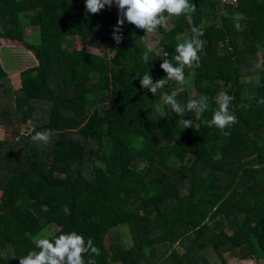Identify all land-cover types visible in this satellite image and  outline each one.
<instances>
[{
	"label": "trees",
	"instance_id": "trees-1",
	"mask_svg": "<svg viewBox=\"0 0 264 264\" xmlns=\"http://www.w3.org/2000/svg\"><path fill=\"white\" fill-rule=\"evenodd\" d=\"M190 3L195 13L166 20L169 28H158L160 39L147 48L139 28L117 43L118 15L108 6L92 14L85 0H71L69 8L60 0H0V38L21 42L38 60L20 71L19 88L0 62V126L16 135L0 139V264L38 252L34 237L52 224L58 229L49 239L72 231L91 238L100 255L84 259L96 264H208V255L226 253L264 261V104H257L264 69L254 67L257 53L264 62V0ZM43 10L50 19L40 53L32 47L40 38L33 18ZM193 27L206 41L200 61L223 58V72L195 76L194 97L175 81L156 94L142 87L146 72L153 83L166 78L161 63L175 65V47ZM75 37L82 48L75 49ZM106 43L102 53L87 49ZM190 73L185 67V78ZM222 83L237 118L227 136L205 123L214 105L200 120L185 111L182 119L193 127L182 129L181 117L160 100L177 92L183 107ZM28 121L34 129L19 132ZM44 130L52 132L50 143H33ZM118 226H127L129 248L118 239L106 243Z\"/></svg>",
	"mask_w": 264,
	"mask_h": 264
},
{
	"label": "clouds",
	"instance_id": "clouds-1",
	"mask_svg": "<svg viewBox=\"0 0 264 264\" xmlns=\"http://www.w3.org/2000/svg\"><path fill=\"white\" fill-rule=\"evenodd\" d=\"M113 3L118 9L117 24L114 26V37L117 43L121 37L115 35L118 26H122L125 21L143 30L144 33L153 35L162 27L166 20L181 15L192 14L196 11V6L190 0H85L86 11L92 14L99 13L105 6L111 7ZM235 28L241 30L239 20L234 24ZM191 37L175 47L176 55L173 56L175 65L168 60H164L160 67L167 74L166 78H161L155 83L151 77L144 73L140 84L142 87H149L153 94L158 90L164 89L170 81H175L177 85L183 86L188 83L185 78L184 69H195L200 66V56L198 53L203 49L206 41L200 37L204 35L203 30L193 27ZM150 51V50H149ZM149 51L143 53L142 59L147 64ZM168 55V53H164ZM257 69H264V62H257L254 65ZM195 74L194 72L192 73ZM177 92L165 94L163 104L170 107L178 117L183 128L193 127L192 120H185L182 117L185 111L191 112L195 120H200L202 114L208 109V98L200 96L198 99H190L182 107L176 99ZM233 97L228 93H221L216 98L217 109L214 111L210 120L205 121L208 126L219 129L223 135H229L224 131L226 128L236 123V116L229 111ZM257 104H264V99L257 101ZM52 138L51 130L37 131L31 136L33 143L47 145ZM38 252L30 251L26 256L19 258V264H96V261L89 258L84 259L85 254L99 256L100 249L94 245L89 238L85 242L84 237L75 231L61 234L54 239L40 238L36 242Z\"/></svg>",
	"mask_w": 264,
	"mask_h": 264
},
{
	"label": "rangeland",
	"instance_id": "rangeland-1",
	"mask_svg": "<svg viewBox=\"0 0 264 264\" xmlns=\"http://www.w3.org/2000/svg\"><path fill=\"white\" fill-rule=\"evenodd\" d=\"M60 1L67 8H69V4L71 0H60ZM223 1L229 4H235V0H223ZM109 9L113 10L118 15V9L114 3L111 7H109ZM49 19L50 17L45 10H43L38 16H35L33 18V23L37 25L39 24L40 38L38 41L33 42L32 47L35 48L40 53H45L47 51L48 44H47L45 23ZM164 26L167 29L169 28L168 24H164ZM27 30L30 32L31 27H28ZM136 32H137V28L134 25L125 21V23L122 26H120V30H118L117 35L122 37L127 34L129 35V34H133ZM188 38L189 37L185 35L182 37L184 41ZM159 39H160V34L157 32L153 35L146 34L145 36L142 37V41H143L142 43L147 48H151L158 42ZM74 47L75 49H80L83 47V44L81 43L80 38L78 37L74 38ZM108 47H109V44L106 43L102 47L103 49H98V48H93V47H87V49L94 53H102V50L106 51L108 50ZM110 54H113V52ZM256 58L259 62L263 59L261 53H257ZM0 62L3 68L5 69V71L7 72V75L9 76L12 86L14 88H19L20 87V78H19L20 71H22L23 69L27 67L36 65L38 60L36 58L35 53L32 50H29L28 48H26L21 42L15 41V40L13 41V40L5 39V38H0ZM186 69H189V68L186 67ZM190 70L192 71V73L194 72L195 74L193 75L192 73H190L189 75H187L186 80L188 81V83L185 84L184 89L190 97H194L195 90L193 87V78L195 76L220 74L224 70V60L223 58L221 59V58L215 57L214 59H211V60L200 61V66L198 68L190 69ZM257 78H258V75H254L253 77H251V80L257 82ZM246 80L247 79H245L244 81ZM228 87L229 86L227 84L222 83L221 90L212 94L208 98V104L214 105L215 108L217 109L218 105L216 104V98L219 94L224 93V91ZM165 94H171V92H165L160 97L162 104H163V101H162L163 96ZM159 108H161V106ZM71 125L72 127H76L80 125V122L73 121ZM17 129H19V132H26V131L31 132L34 129V125L31 121H28L26 124L20 125ZM14 130H12V127L5 128L4 126H0V139L10 138L12 136L15 137L16 135L13 132ZM152 139L156 143H161V140L158 139L157 137H152ZM134 145L137 146L138 143L135 142ZM105 149L108 150V147L105 146ZM249 162L252 165L256 164V160L254 157L249 159ZM96 164L102 166L104 169V162H102L101 160L96 161ZM196 180H199V178L196 177ZM1 193L2 191L0 190V197H1ZM135 206L136 205H134L133 207ZM57 229H58L57 226H55L54 224L45 227L41 232L38 233V235L34 237V241L37 242V240L40 238H48ZM114 239L115 240L118 239L124 248H129L132 244L127 226H118L116 228L111 229L106 236V243H109L113 241ZM176 250H177V255H179V253L182 252L181 249L178 247L176 248ZM207 260H208V264H255V261L253 259L239 261L235 259L229 253H226L222 257H218L215 254H210L207 256ZM258 264H264V261L259 260Z\"/></svg>",
	"mask_w": 264,
	"mask_h": 264
}]
</instances>
